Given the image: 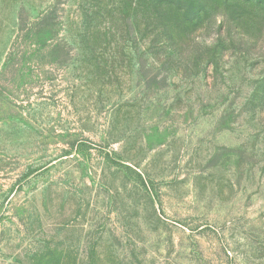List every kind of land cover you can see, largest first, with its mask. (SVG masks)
I'll return each instance as SVG.
<instances>
[{
  "label": "rangeland",
  "instance_id": "rangeland-1",
  "mask_svg": "<svg viewBox=\"0 0 264 264\" xmlns=\"http://www.w3.org/2000/svg\"><path fill=\"white\" fill-rule=\"evenodd\" d=\"M0 264H264V0H0Z\"/></svg>",
  "mask_w": 264,
  "mask_h": 264
}]
</instances>
